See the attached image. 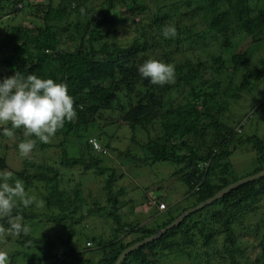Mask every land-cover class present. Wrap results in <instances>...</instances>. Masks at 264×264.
I'll list each match as a JSON object with an SVG mask.
<instances>
[{"label":"trees","instance_id":"1","mask_svg":"<svg viewBox=\"0 0 264 264\" xmlns=\"http://www.w3.org/2000/svg\"><path fill=\"white\" fill-rule=\"evenodd\" d=\"M253 1L47 0L46 3H34L31 0H0V79L15 72L21 76L34 74L40 78H52L65 83L74 100L76 118L66 122L54 135L62 138L60 167L71 169L82 166L101 174L110 170L100 164V154H90L94 150L93 144L88 139L84 143L81 131L91 125L93 128L104 111L119 113L133 129L142 128L150 134L157 132L145 144L152 151L149 158L175 163L178 166L176 173L181 175L188 188L187 201L194 200L193 204L183 208L169 207L163 210L162 213H169V216L162 223L125 224L116 210L119 201L111 189L115 176L113 171L107 183V195L114 205L110 214L117 227L109 241L98 236L91 238L104 255L98 264H116L125 249L158 233L189 208L242 179L235 175L230 161L236 145L251 144L257 154V168L246 177L264 169V139L258 135L245 137L243 133L237 134L222 118L230 109L229 99L238 100L242 97L240 90L253 89L256 81H252V78L263 79L264 68H249L248 62L253 58L251 51L234 54L231 71L222 63V55L213 59V63L203 62L201 56L195 62L185 56L181 49V45L187 42L190 48L198 46L203 50L205 43L200 41L210 31L217 36V40L219 38L218 41L223 38V50L232 47L233 36L240 33L252 37V43L258 44L260 40L255 37V32L258 27H264V5L257 6ZM123 9H129L134 18L139 16L142 21L133 22L136 37L127 47L120 43L123 29L119 21L123 17ZM258 10L260 17L256 16ZM21 13L27 17V21L6 22L5 17L15 20ZM166 25L176 27V38L163 37L162 31ZM179 55L183 56L182 62L175 65V83L181 82L183 88H188L184 100L180 96L177 100L172 99L175 84L153 85L138 74V66L146 59L153 58L170 64L176 63ZM242 69L245 70L244 78L238 84L236 76ZM229 71L232 73L226 75ZM225 79L229 81L227 84ZM83 118L86 122L82 121ZM210 128L214 129V133L208 142L209 133L206 131ZM20 132L24 135L22 128ZM75 134L83 146L78 157L70 156L66 147ZM30 139L37 141L33 152L45 151L51 146L39 142L34 136L24 135L20 138L22 142ZM15 147L18 148V144ZM32 163L26 158V166L16 172L13 182L23 187H32L39 181L46 182L49 190V195L45 196L47 206L50 208L54 204L64 212L69 211L68 216L73 222L77 220L74 215L82 206L74 202L72 207L68 204L65 206L59 188V170ZM31 164L38 168L37 172L29 170ZM6 167L2 160L0 168ZM159 200L155 202L161 213L159 207L162 203ZM97 208L98 213L107 209ZM89 211L91 214L97 213L93 208ZM33 215L25 203H19L16 209L0 219V223L7 226L18 216L25 220L30 218V223H34ZM252 218L260 219L264 225V177L247 182L211 205L189 214L182 223L158 239L130 252L121 264H164L166 258L211 264L210 259L214 254L223 260L228 259L229 264H239L237 255L241 251V237L256 233L251 226L244 225ZM235 227H241V231L236 232ZM21 233H25L23 227ZM70 233H74L73 228ZM222 234L225 255L220 248L212 249ZM19 242L31 244L29 238L23 241L19 239ZM54 242H44L51 245L50 250L32 254L23 251V257L30 260L56 259L59 245ZM261 246L264 257V238ZM70 251L66 250L65 253L82 263L93 264L91 260L80 258L77 248L73 247ZM19 255L22 252L15 253L13 257ZM257 262L261 261L257 259Z\"/></svg>","mask_w":264,"mask_h":264},{"label":"rangeland","instance_id":"2","mask_svg":"<svg viewBox=\"0 0 264 264\" xmlns=\"http://www.w3.org/2000/svg\"><path fill=\"white\" fill-rule=\"evenodd\" d=\"M31 1L34 3L47 2V0ZM263 2L253 1L254 4L260 7L264 5ZM122 16L124 18L121 17L119 21L123 29V37L120 39V43L127 47L136 37L133 22L142 23V21L139 20V16L134 18L129 9H123ZM256 16L260 17L259 10ZM5 19L6 22L11 23L27 21V17L22 13L15 20H11V17L10 20L6 17ZM258 24L260 25V22ZM257 29L255 37L260 40L259 45L252 43V37L240 33L233 36V46L223 50V46H221L224 41L223 38L222 41H218L219 38L217 40V36L210 31L200 41L202 44L205 43L204 51L197 48L198 46L190 48V44L187 42L181 45V49H183L185 56L192 58L195 62L201 56L203 62L213 63V59L222 55L224 59L222 63H225L231 71L233 70L232 56L237 53L251 51L253 58L248 62L249 68L252 70L257 66L264 68L262 66L264 60V27H258ZM0 33H2V29ZM140 34L139 36H141ZM174 48L176 50V47ZM182 56H177L176 63L170 64L175 66L182 62ZM100 57L103 58V56ZM219 64L217 63V65ZM231 73L229 71L225 74L230 75ZM244 73L245 70L242 69L239 75L236 76L238 84L243 80ZM252 81H256L253 89L240 90L242 97L238 100L229 99L230 109L223 114L222 118L226 124L235 129L237 134L243 133L245 137L258 135L264 139V78L257 80L252 78ZM228 82L225 79V83ZM172 85L176 88V91L171 95L172 99L177 100L180 96L184 100L188 88H183L184 85L181 82L177 84L174 82ZM223 90H225V87ZM82 121L86 122V119L83 118ZM94 125L93 128L92 125L89 128L85 127L81 133L84 136V143L87 139L89 141L95 139L102 146V150L93 146L94 150L93 152L90 151V154H100L99 157L102 158L100 164L110 168L104 174L97 173L94 169L86 170L82 166L71 169L60 167V154L62 152L60 143L62 138L57 136L49 139L47 144L51 146L45 151H31L27 157L22 156L18 148L15 147V144L22 142L20 138L24 136L20 129L11 130L12 135L9 136L4 134L3 128L10 129V127L4 125L3 128H0V132H3L0 133V162L5 161L7 166L5 169L0 168V196L9 199L13 205L11 210L16 209L19 203H25L26 201L27 209L34 213V223H30V218L25 220L19 216L13 219L10 224L7 223V226L0 223V253L5 254L7 257L4 264H64V262L66 264H88L82 263L65 253L66 250L70 251L73 247L77 248L76 252L80 255V258L91 260L93 264L100 263L104 255L96 243L92 242L91 238L98 236L109 241L115 233L114 228L117 227L110 214V211L114 210V205L109 201L107 195V183L113 171H115V176L111 183V189L114 196L118 198L119 204L116 210L125 224L144 225L150 223L153 225L162 223L169 216V213L163 214V210L165 211L169 207L183 208L190 203H194L193 199H190V201L186 199L189 194L188 188L181 179V175L176 173L178 166L170 161H152L149 158L152 156V151L145 144L147 145L151 141L150 138L156 135V131L150 134L142 128L133 129L130 124L123 120L121 114H112L106 111L100 114V119ZM206 132L209 142L212 139L214 129L210 128ZM66 147L70 156L78 157L81 155L83 146L75 134L68 140ZM86 155H89V153H86ZM26 158L33 161L35 166L43 165L59 170V188L63 199H65V206L68 204L67 206L72 207V202L82 206L77 209L74 215L77 220L72 221V218L68 216L69 211L64 212L54 204L50 208L47 206L45 196L49 195V190L46 182L39 181L32 187L22 186L23 193L18 194L17 182H13V179L16 172L26 166L24 164ZM256 159L257 154L251 144L236 145L230 156L235 175L238 178H244L253 173L257 168ZM32 164L29 165V170L33 173L37 172L38 168L32 166ZM157 200L166 204V209L159 207L161 213L158 211L157 202H155ZM97 207H107V209L98 213ZM90 208H93L97 213L91 214ZM6 216L0 214V219L2 220ZM14 224H19L24 228V235L21 231L17 232L13 228ZM246 224L255 229L256 233L254 236L241 237V243H239L241 251L237 255L238 262L239 264H264L263 247L261 246V241L264 238V225L260 219L254 218L247 220L244 225L246 226ZM241 227H235V231L240 232ZM71 228L74 229L73 234L70 233ZM26 238L31 240V244L19 242V239L23 241ZM53 241L56 245H59L58 254L63 252L61 258L58 255L56 259L49 260H30L23 257V251L32 254L42 253L45 249L50 250L51 245L44 242ZM61 241L64 242L60 245ZM223 241L224 234L218 237L217 243L214 244L212 249L220 248L224 252ZM65 242H68V244ZM17 252H22V255L17 258L13 257ZM54 252L57 251L54 250ZM214 255L210 259L211 264H229L228 259L223 260L220 256ZM257 259L261 262H257ZM164 264L198 263L183 258H166Z\"/></svg>","mask_w":264,"mask_h":264},{"label":"clouds","instance_id":"3","mask_svg":"<svg viewBox=\"0 0 264 264\" xmlns=\"http://www.w3.org/2000/svg\"><path fill=\"white\" fill-rule=\"evenodd\" d=\"M162 35L165 39H174L177 29L174 25H166ZM138 74L153 85L175 82V66L153 58L146 59L138 66ZM76 116L74 100L65 83L34 74L21 76L17 72L0 79V128L10 125V129L3 128L5 135L10 136L11 130L22 128L26 137L34 136L39 142L47 143L66 122L73 121ZM36 143L31 139L20 142L19 153L27 157ZM16 188L18 194L23 193L21 185L17 184ZM12 207L9 199L0 196V214L7 215ZM13 228L17 232L22 231L19 224H14ZM6 259V255L0 253V264H4Z\"/></svg>","mask_w":264,"mask_h":264},{"label":"water","instance_id":"4","mask_svg":"<svg viewBox=\"0 0 264 264\" xmlns=\"http://www.w3.org/2000/svg\"><path fill=\"white\" fill-rule=\"evenodd\" d=\"M262 177H264V169L262 171L256 173V174H254V175H251V176H248V177H244V178H242V179H240V180H238V181H236L234 183H231L230 185H228L227 187L223 188L222 190H220L218 193H216L214 196L210 197L206 201L198 204L197 206L189 208L180 217H178L176 220H174L170 225H168L164 229L160 230L158 233H156V234H154V235H152L150 237H147L144 240H142V241H140V242L128 247L127 249H125L123 251V253L120 255V257L118 258L116 264H121L123 262V260L126 258V256L130 252H132V251H134V250H136V249H138V248H140V247H142V246H144V245H146V244L158 239L164 233H166L169 229H171V228L179 225L180 223H182V221L189 214H191V213H193V212H195V211H197L199 209H202V208H204V207H206L208 205H211L212 203H214L215 201H217L220 198L224 197L227 193H229L232 190L238 188L239 186H241V185H243V184H245L247 182L254 181L256 179L262 178Z\"/></svg>","mask_w":264,"mask_h":264},{"label":"built area","instance_id":"5","mask_svg":"<svg viewBox=\"0 0 264 264\" xmlns=\"http://www.w3.org/2000/svg\"><path fill=\"white\" fill-rule=\"evenodd\" d=\"M92 144H93V146L96 148V149H100V150H102V146L95 140V139H92L91 141H90ZM160 207H161V209H166V204L165 203H162L161 205H160ZM89 244H92V243H89ZM63 256V252H60L59 254H58V257H62Z\"/></svg>","mask_w":264,"mask_h":264}]
</instances>
